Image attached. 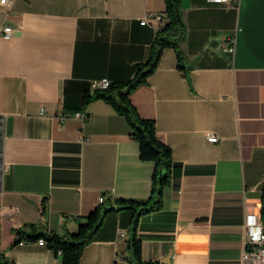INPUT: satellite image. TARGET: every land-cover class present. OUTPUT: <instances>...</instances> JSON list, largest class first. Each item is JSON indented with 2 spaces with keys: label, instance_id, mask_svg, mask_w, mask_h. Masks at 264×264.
<instances>
[{
  "label": "crops",
  "instance_id": "0c3cea01",
  "mask_svg": "<svg viewBox=\"0 0 264 264\" xmlns=\"http://www.w3.org/2000/svg\"><path fill=\"white\" fill-rule=\"evenodd\" d=\"M9 1L0 5V30L13 28L0 36V247L13 264H61L47 245H12L15 231L73 233L104 203L150 196L154 165L140 160L125 119L84 95L92 81L133 78L165 1ZM181 19L184 71L166 48L130 95L172 157L161 209L138 218L141 258L243 264V218L260 212L264 186V0H181ZM134 218L107 214L79 264H129Z\"/></svg>",
  "mask_w": 264,
  "mask_h": 264
},
{
  "label": "trees",
  "instance_id": "16d2710c",
  "mask_svg": "<svg viewBox=\"0 0 264 264\" xmlns=\"http://www.w3.org/2000/svg\"><path fill=\"white\" fill-rule=\"evenodd\" d=\"M165 1V22L157 31L150 48L148 60L136 65L132 79L122 83H110L106 89H96L84 95V103L102 100L112 106L118 115L123 117L130 129V135L138 143L141 161L154 165L151 178V192L146 201L119 199L114 204L104 203L96 208L73 233L59 235L55 232L43 231L35 224H27L15 231L12 245L22 242H37L43 239L48 248L60 257L61 264H79L86 245L92 242L103 225L107 214L113 211L129 210L135 218L132 220V237L128 240L127 260L129 264H146L141 258V241L136 236L138 218L142 215L159 211L162 207L164 190L170 184L172 157L169 147L160 142L156 136L152 120L142 118L130 100L131 93L147 83V79L156 70L162 51L166 48L174 50L177 66L184 71L183 54L179 44L185 35L181 19V0ZM260 215L264 221V186L261 190ZM0 264H13L8 261L0 247Z\"/></svg>",
  "mask_w": 264,
  "mask_h": 264
},
{
  "label": "built area",
  "instance_id": "2783aa9c",
  "mask_svg": "<svg viewBox=\"0 0 264 264\" xmlns=\"http://www.w3.org/2000/svg\"><path fill=\"white\" fill-rule=\"evenodd\" d=\"M210 3L215 2H226L227 0H207ZM9 0H0V5H7ZM165 18V14H160L155 16V19L161 21ZM147 23L146 19L140 21L141 25ZM13 28L9 25H4L0 30V36L4 39H9L12 36ZM229 53H234V40H231V45L228 48ZM109 86V81L106 79L92 81L90 83V88L96 89H106ZM68 115H62L66 117ZM84 117V116H83ZM85 118V117H84ZM206 140L209 143L218 142V137L213 134H208ZM105 198L102 196L98 199V202L103 203ZM243 254L242 262L243 264H264V221H262L260 212L248 211L245 213L243 218ZM120 236H123L120 233ZM23 243V242H22ZM37 243L41 246H45L46 242L43 239H39Z\"/></svg>",
  "mask_w": 264,
  "mask_h": 264
}]
</instances>
